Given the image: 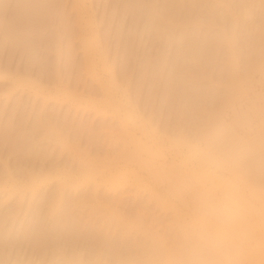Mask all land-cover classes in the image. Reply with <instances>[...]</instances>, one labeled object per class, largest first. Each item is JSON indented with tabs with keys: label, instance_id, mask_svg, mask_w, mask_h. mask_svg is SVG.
I'll use <instances>...</instances> for the list:
<instances>
[{
	"label": "rangeland",
	"instance_id": "1",
	"mask_svg": "<svg viewBox=\"0 0 264 264\" xmlns=\"http://www.w3.org/2000/svg\"><path fill=\"white\" fill-rule=\"evenodd\" d=\"M175 2L86 0L84 19L93 26L86 34L98 48L92 69L79 46L80 5L73 0H0L3 122L11 113L24 115V126H35L40 144L31 141L30 131L19 130L15 137L18 128L5 124L0 129L3 149L69 171L86 164L101 168L107 161L122 164L123 150L165 169L178 161L190 168L176 146L180 140L210 127L227 129L234 138L257 137L264 121V0ZM100 49L111 72L102 66ZM111 73L117 87L108 84ZM128 163L126 182L113 190L98 178V197L93 198V180L85 179L72 196L73 205L70 193L60 205L50 203L56 176L39 182L40 191L23 195L19 206L16 194L11 195L0 205L10 209V224L16 228L6 236L28 244L29 237L38 242L50 235L37 230L41 224L34 226L40 211L43 229L48 223L73 240L100 241L101 250L121 254L129 264L142 258L139 248H149L152 236L170 246L176 220L182 223L192 214L190 204L181 203L165 178L155 177L138 160ZM247 181L249 191L253 182ZM251 196L250 203L258 205ZM82 197L89 199L79 202ZM169 202L183 214L179 219ZM21 227L31 231L19 233ZM116 260L109 264H123Z\"/></svg>",
	"mask_w": 264,
	"mask_h": 264
},
{
	"label": "bare ground",
	"instance_id": "2",
	"mask_svg": "<svg viewBox=\"0 0 264 264\" xmlns=\"http://www.w3.org/2000/svg\"><path fill=\"white\" fill-rule=\"evenodd\" d=\"M13 1L14 3H18L21 0ZM63 1L67 2V0ZM85 1L86 0H73V3L74 5L78 4L81 6L80 14H78L79 19L77 20V30L80 38L79 46L83 48L82 50L84 52L82 51V53L84 54L85 61L90 62L88 66L91 64L93 69V66L95 65L94 54L98 48L94 45L95 43L93 44L89 42L90 40L86 34L92 33L93 26L89 20L84 19L83 14L86 11ZM175 1H177V3L179 2L178 5L181 4L180 1L182 2V0ZM92 36L93 34L91 37ZM98 51L100 55L99 58L102 60L103 68L111 72V67L108 62H106V57L103 54L104 52H102L103 49ZM20 70L21 69H19V71ZM19 71L15 73L18 74ZM90 71H93V73L95 72L94 70ZM21 72L23 73L25 70H21ZM109 80L108 84L115 80L113 73L110 74ZM113 83H115L116 87L118 86L117 82ZM4 115L5 108H2L0 110V129L3 127L2 125L5 124L10 127L15 125L18 128L17 132L15 133V137H17L19 130L23 131L22 134H25L26 131H30L29 138L31 141H36V143L39 144V142L36 140L37 130L35 129V126L32 125L29 129H26V126H24V115H21V117L19 115V117H17L15 113H11L6 123L3 122V120L6 118ZM124 131L128 132V130ZM258 131L259 135L252 141L246 140L244 137H235V140L240 147L237 178L243 186L245 185V187L249 184L247 178H251L253 183L251 184L249 193L252 195L251 197H256L257 200H259L258 205L250 203L252 208V221L249 242L246 250L245 264H264V222L261 218V213L264 211V121L259 126ZM131 137L132 140L137 141V139H135L133 136ZM137 145L139 147H143V143H138ZM144 148L147 147L145 146ZM19 154L12 148L3 149V147L0 145V205L7 201L8 197L16 194V197H14L16 199L15 203L19 206L21 204L23 195H32L36 191L39 192V182L47 177L50 178L51 176H56L58 180V185L50 192V203L53 205L58 206L61 202H64L66 199V193H70L69 199L71 205H73L74 201L72 196L77 194L76 192H78L80 188L79 186L84 182L85 179L93 180L91 185V195L93 198H96L98 197L97 188L100 184L97 181L98 178H101L102 182H105L111 189L114 190L117 185L127 181L125 170L130 166L128 161L138 160L140 166L149 168L150 173H152L155 177L159 179L165 178L164 180L168 182L169 190L176 198H178L179 201L181 200V203H189L192 210L194 211L195 209L196 193L190 190L187 185V176L190 168L183 167L179 161L176 164L173 163L170 165L168 169H165L161 165L156 166L152 163L150 164V162L139 160L135 153L128 150H123V152L119 155L124 159L122 164L111 163L107 161L101 168L86 164L80 168L72 167L70 169L72 171H69L62 169L57 165H51L52 163L50 160L44 162L43 160H35L34 157L20 156ZM6 157H8V160ZM133 178H135L137 182H140V176L137 172H134ZM86 199H89V197H82L78 201L80 202ZM167 205H170L173 208L176 219H179V217L183 215L180 214V210H178L179 208L177 209L174 204L172 205L169 202ZM52 210L53 208L51 207L46 209L49 216L51 215ZM192 210L191 213H193ZM10 214V209L4 207L0 208V264H109V260L113 257L117 259L116 261H121L123 264H129L126 263V260H123L121 254L109 252L108 250H101L99 246L100 241H96L94 239L92 241H88V238L86 239L85 237H77L76 240H73L75 238H72L70 234H67L68 236L65 237L62 233H59L60 227L57 228L55 225L50 227L48 223L46 228L43 229L42 227H44L45 222L42 220V213L40 211H38V216L35 212L37 222L34 221V226L36 227L38 224H41V227L37 226V230L41 229L44 233H49V237L43 234L44 237L48 238H43V236L40 234L43 240L39 238V241H35V244L33 239L29 237V243L26 244L25 242L27 241H23L24 239H21L19 236L9 235L7 237V233L15 232L16 230L14 227L15 225L13 226L10 224V222L13 221V218L10 216ZM112 215L116 216L117 218L119 217V214L115 211L112 212ZM60 220L63 221L62 218ZM60 220L58 219V221ZM176 222L177 225L175 227V233L173 234V241L183 224V222L179 223L177 220ZM32 226L33 225H31V227ZM24 229V227H21L19 229V233L24 231L26 232L27 230L31 231V228L29 227H26L27 230ZM3 237H6V239L3 240ZM70 237L72 238V242L67 240L70 239ZM162 239L163 238L161 236H152L149 248H145L143 246L142 248H139L141 251H138L141 252L142 258L139 259L137 263L161 264L155 253L159 252L162 254L165 249L171 246H169L167 242ZM89 240L91 239L89 238ZM86 248L88 249L86 250ZM82 250H84L83 253ZM126 250L128 249H125V252Z\"/></svg>",
	"mask_w": 264,
	"mask_h": 264
},
{
	"label": "clouds",
	"instance_id": "3",
	"mask_svg": "<svg viewBox=\"0 0 264 264\" xmlns=\"http://www.w3.org/2000/svg\"><path fill=\"white\" fill-rule=\"evenodd\" d=\"M176 146L190 163L187 185L196 204L157 258L161 264H245L252 208L250 193L237 178V141L227 130L210 127Z\"/></svg>",
	"mask_w": 264,
	"mask_h": 264
}]
</instances>
